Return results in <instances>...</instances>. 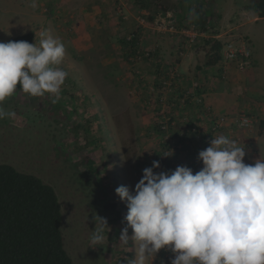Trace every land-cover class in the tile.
Masks as SVG:
<instances>
[{"label":"rangeland","instance_id":"1","mask_svg":"<svg viewBox=\"0 0 264 264\" xmlns=\"http://www.w3.org/2000/svg\"><path fill=\"white\" fill-rule=\"evenodd\" d=\"M205 1L207 3L203 4H206L208 24H212L207 36H211L213 31L218 32L219 37L216 38L223 44L230 42L239 47L245 46L252 52L251 65L243 69L239 62H232L226 66L227 72L214 69L211 71L217 76L214 80L211 72H207L206 77L207 70L200 73L201 71L197 69L198 67L202 69L209 57L201 40L197 39V42L192 44L190 39L182 34L183 30H180L174 19L177 11L189 8L186 0H150V12L138 8L134 0H36V8L31 7L32 0H0V42H8L15 36L34 32L38 36L37 46L40 44L42 34L45 33L64 43L66 54L59 67L68 72V76L62 88L70 89L73 85L71 79L74 80L77 87L76 104L78 108H81L82 104L86 106L82 116H92L95 118V126L103 128V131L100 128L94 133V137L104 140L99 143L100 149H97L93 156L97 161L100 160L96 169L99 172L98 179L102 180L103 185L111 180L108 175L113 171L114 179L120 181V185L115 181L116 188L124 185L134 189L135 184L142 178L143 169L152 166L154 155L150 152L151 148L158 147L161 151L164 150V140L170 144L169 149H165L164 152L174 153L171 157H163L164 162L168 160L172 162L170 171L186 164H195L194 170L202 168L198 156L190 158L189 156L197 148L206 149L210 143L201 148L200 146L205 143L204 138L195 137L194 134H183L185 139L179 143L168 128L171 125L176 130L187 133L189 122L186 119L182 122L171 120V114L176 119L179 118V113L186 114L188 106L185 108L184 101L180 99L168 101V96L174 93L173 89L168 86L161 88L157 84L168 75L170 78L174 77L178 86L193 92L195 94L193 99H197L196 94L200 93V97L206 98L203 100L204 103L212 97L213 101L217 100L225 107L223 111L218 110V103L212 107L214 116H221L219 119L221 129L213 136L223 134L237 141L246 152L244 160L246 164H253L261 156L264 157V129L261 130V122L264 121V84L260 86L262 90L254 87L250 80L244 85L242 79H238L244 71H247L243 73L246 76L255 75L258 70L264 75V19L255 22L257 14L250 9L253 0ZM185 15H188V20L193 18L189 13ZM134 37L138 38V48L142 52V56L138 58L136 73H133L132 66L123 60L121 43L122 40H131ZM152 51L156 52L154 56H148L147 54L153 53ZM158 63L162 72H166L167 75L164 74L162 77L155 75ZM227 82H231L230 85L233 87H228ZM178 86L175 85L180 89ZM148 92L154 97L157 94L165 95L167 99L151 103L146 94ZM69 95L70 93L60 94L58 99L61 104L63 103V110L66 113V110L73 111L72 108L75 106L69 102ZM85 95L89 98H84ZM29 96L19 89L0 104L5 111L15 113L12 118L0 119V140L7 139L3 146L0 144V157L2 154L3 158L11 156V161L20 168H28L39 174L47 172L49 180L55 185H61L62 192L67 193L62 196L65 203L66 201L71 203L72 207L67 209L64 234L68 245L74 240L77 243L78 239L83 242L78 248H73L70 244L74 249L70 252L77 264H130L131 260L136 259L138 246L129 238L133 242L129 251L135 255L120 263L123 248L120 235L122 225L125 224L124 219L117 225L108 222L109 228L105 229L103 246L90 247L89 237L96 227L95 216L100 213L97 209L90 208L91 203L87 199L89 192L96 189V178L94 174L85 177L84 174L88 173L86 163L81 167L84 163L83 158L94 150L93 147L87 150L80 149L89 141L87 135L74 133L68 127L64 129L69 137L63 144L68 148L76 147L74 160L79 163L74 166L71 164L72 161L57 158V162L60 163L57 165V172H51L49 164L43 169L44 164H37L38 158L28 160L24 155L16 154L17 147L26 143L12 138V135L35 137L43 146L52 148L56 143L53 137L61 134L56 130V123L52 118H60L69 123L65 112L59 114L51 112L53 102H48L47 99L48 104H45L44 96L30 102ZM199 101L202 102L201 99ZM56 105L60 107L59 103ZM44 109L45 113L42 112ZM25 111L40 113L32 131L28 127L31 122L22 115ZM177 112L178 116L175 114ZM195 113H198L196 108ZM197 116L196 114L195 117ZM223 116L225 119L222 121ZM245 118L251 121L249 126H238L237 122ZM210 120L211 116L207 114L201 122L203 126H208L206 123L209 124ZM78 121L80 118L77 117L74 123ZM155 122L168 128L169 134L161 136L152 134ZM35 145L41 148L38 144ZM24 149L33 152L31 145ZM43 150L48 154H54L48 148L47 151ZM158 170L155 169L156 172ZM111 190L113 191V187ZM108 197L112 200L116 193H109ZM120 206L128 212L124 202L121 201ZM105 216L104 214L103 217ZM128 230L131 237L133 230L131 228ZM119 244L122 245L121 248ZM166 251V260L169 261L167 264H171L174 254ZM163 257L165 258V254ZM156 258H159L158 255L149 256L144 264H161L162 259L159 261Z\"/></svg>","mask_w":264,"mask_h":264},{"label":"clouds","instance_id":"2","mask_svg":"<svg viewBox=\"0 0 264 264\" xmlns=\"http://www.w3.org/2000/svg\"><path fill=\"white\" fill-rule=\"evenodd\" d=\"M31 7H37L36 0ZM187 32L182 34L190 39ZM65 54L64 43L46 33L39 46L24 40L0 42V104L17 88L32 97L47 93L55 103L68 76L59 67ZM14 116L0 107V119ZM245 156L244 147L221 134L198 153L199 171L177 166L156 172L161 165L153 161L134 189L117 187L128 208L120 240L131 238L138 246L130 264H144L162 249L174 254L171 264H264V157L246 164ZM95 223L89 237L93 248L103 246L109 228L99 215Z\"/></svg>","mask_w":264,"mask_h":264},{"label":"trees","instance_id":"3","mask_svg":"<svg viewBox=\"0 0 264 264\" xmlns=\"http://www.w3.org/2000/svg\"><path fill=\"white\" fill-rule=\"evenodd\" d=\"M211 1L212 0H210L209 2ZM134 2L137 4L138 8L145 11L148 10L147 12H150V0H134ZM186 2L189 3V6H187L189 8L186 7V10L181 9V11H177L174 19L176 20V24L180 28V30L196 32L197 39L201 40V43L204 46V49L207 51V55H209V57L207 56L208 59L205 61L203 68L201 69L198 67L197 69L199 70V72L201 71L200 73L207 70L205 73V76L207 77V72H211L214 69L218 70L219 72L223 70L221 68L222 55L224 47L228 43L223 44L220 40H217L218 38L216 37H218V32L215 33V31H213L211 33V36H208V38L203 36V34H209L210 29L212 28V24H208L207 14L205 13L206 4H203L207 3V1L193 0L189 2L186 0ZM250 9H252L257 14V17L259 19H264V0H253ZM188 13L193 17L191 20H188V15H185ZM37 37L38 36L34 32H28L20 36H15L10 40H24L34 44L38 42ZM121 43L123 60L126 63L130 64L132 66V72L136 73L138 71V58H140V55L142 56V52L138 48V38L134 37L131 40H122ZM152 52L153 53L147 55L154 56L156 52ZM159 64L160 63H158V65H156L157 67H155V75L162 77L164 76V74H166V72H162ZM211 74L213 75V80L217 79V76L214 72H211ZM168 82L170 83V85H168ZM71 83L73 85L70 87V89L66 90V88L63 87L61 88L62 90L60 94L63 95L64 93H70L69 102L72 104V106L75 105L72 108L73 111L66 110V113L63 110V103L61 104L59 100H57L54 103L53 108H51V112H53V114L65 112L67 114L66 119L69 121V123H66L60 118H52V121L56 123V130L60 131L61 133L58 134V137H53V139L56 141L54 147L50 148L43 146V144H41L35 137L28 138V135L25 137L22 134H14L12 135V138L20 140L21 143H26V145L24 146L19 145L17 147L18 149L16 154L19 156L22 154L28 160H30L31 158H38L37 164H44L43 169H46L48 167L47 164H49V170L51 172H57V165L60 164L59 162H57V158L67 159V161L69 162L72 161L71 164L73 165L79 163V161L74 160V152L76 147L71 146L70 148H68L66 144H63V141L65 139H68L69 137L67 136V134H65L64 129L68 127L74 133L87 135L89 137V141L86 145L81 146L80 149L87 150V148L93 147L94 150L89 153L87 157L83 158L84 163L81 167L85 166L86 163L88 165V173L84 174L85 177L89 176V174H94L96 178V189L89 192L90 194L88 195L87 199L88 202L91 203L90 208L92 210L93 208L97 209L98 213H100L98 214L100 215V217H103V215L105 214L107 216L105 217V219H108L107 222L113 223V225H117L119 221H123L124 217L127 215V212L121 209V200L117 196V194L116 197L112 200L108 197L109 193H114L116 189V187L114 186V183L116 181L113 176L114 172L112 171L108 175V178H110L111 180L106 181V185H103L102 180L98 179L99 172L96 169L98 161L100 160L98 159L97 161L96 157H93L98 151L97 149H100V147H98L100 145L99 143L104 140L103 138L94 137V133L96 132V129L100 128L103 131V128L99 127V125L95 126V118H92V116H82L83 111L86 110V106L85 104H82V107L78 108L76 104V83L72 79ZM157 84L161 88L168 86L173 89L174 93H171V96H168V101H172L175 99V101H179L180 99L184 101L185 108L188 106V111H186V114L179 113L178 116V112L175 113L179 117L178 119H176L174 115L171 114L172 121L175 120L177 122H182L185 119L189 120L187 133L176 130L174 126L171 125L168 127L173 132L174 137L177 139V142L182 143L184 141L185 138L183 134H194L195 137L202 136V138H204L203 140L205 143L200 146L201 148L209 145L210 141L213 139V134H217V132L221 129V124L219 123V119L221 116H214L215 113L210 102L211 98H209L210 100H208V102L204 103L203 100H206V98L200 97V93H198L196 94L197 99H193L195 94L191 91H188L186 88L178 86L176 84V80H174V77L170 78L169 75L165 77V80H161V83L160 81H158ZM175 85L180 89L176 88ZM210 89L211 91H213L212 88ZM18 90L19 88H17L16 92H18ZM196 90L198 92H201L199 88H196ZM146 94L151 103L163 102L165 99H167L165 95L164 96L166 98L158 94L155 95L156 97H154L150 95L149 92ZM174 94H177L178 97L174 96ZM207 96L209 95L207 94ZM44 97L45 98H43V100L45 104H48L46 103L47 99L48 102H52L49 94L46 93ZM84 98L88 99L89 97L85 95ZM29 99L30 102H33V100H38L39 97L29 96ZM200 99L202 102L199 101ZM56 103H59L60 107L57 106ZM56 107L58 108L56 109ZM195 108L196 111L198 110V113H195ZM45 110L46 109H44V111L42 112L45 113ZM22 113V115H24L27 120L31 122V125H29L28 127L32 131L33 124H35V120L39 119L40 113L38 114L33 111H25V113ZM157 114L159 115V113ZM196 114L198 115L197 117H195ZM205 114L206 116L207 114L211 116V122H209V124L206 123L208 126H203L201 122L202 119L206 117ZM77 117L80 118V121L74 123ZM158 117L159 116H157V118ZM222 119H225L224 116L222 117ZM243 120L244 119H241L237 122L238 126L240 122H243ZM5 123L8 124L9 122L5 121ZM168 128H166L162 124H159V122H155L152 134H159V136L163 134H169ZM261 128V130L264 129V121L261 122ZM79 130L81 131L79 132ZM36 134L38 133L36 132ZM6 140L7 139L4 140V138L0 140L1 146L4 145L3 142H5ZM163 142L164 150L167 148L169 149V142L165 140ZM35 143L38 144L42 149L37 147ZM30 145L33 148V152H30V149H24L25 147H28ZM47 148L50 149L54 154H48L43 150L45 149L47 151ZM101 148L103 147L101 146ZM151 149L152 150L149 151L154 155L153 161H159L160 165L162 164V168H159L162 169V171L160 172H170V169L173 166L172 162L170 160L164 162L165 160L161 156L166 152H164V150L161 151V149H158V147H153ZM200 151L201 150H199L198 148L195 149L192 154L190 153V156L188 155L189 158L195 155L198 156V153ZM3 156L4 154H2V156L0 157V264H77L76 259L72 257L73 254L71 252H73L74 249L70 247V244H72L73 248H78L83 245V242H81L80 239L77 238V243L76 240H74L68 245L69 242L67 243V238L64 234V223L66 221V216L68 213L67 209L72 207L71 203H67L66 201V203L68 204L66 205L64 201L63 196L67 193L62 192L63 188L61 187V185H55L49 180V175L47 172L44 174H39L35 171L28 170V168L26 169L17 167L11 161V156H5V158H3ZM186 166L191 167L194 173L200 170H194L196 166L195 164H186ZM157 172H159V170ZM119 183L120 181H116L117 185H120ZM112 187L113 191L111 190ZM126 226L127 225L125 221V224L123 223L122 225V229ZM122 245V260L120 259V263H122L123 261L125 262L128 257H132L135 255L133 252L129 251V248L133 246V242L131 241V239H129L127 243L123 242ZM122 245L119 244L118 246L121 248ZM166 253V249H163L160 253L157 254L159 258L156 259H158L159 261L160 259H162L160 261L161 264L169 262L166 260ZM164 254L165 258L163 257ZM100 256L102 257V255ZM81 257L83 258V256Z\"/></svg>","mask_w":264,"mask_h":264},{"label":"built area","instance_id":"4","mask_svg":"<svg viewBox=\"0 0 264 264\" xmlns=\"http://www.w3.org/2000/svg\"><path fill=\"white\" fill-rule=\"evenodd\" d=\"M186 35L190 38L191 42H194V40L197 38V33L193 31L187 32ZM251 57V51L245 46L239 47L233 43H228L224 47L221 68L224 70V72H227L226 66L232 62H239V64L243 66L242 68L248 67L250 65ZM249 123L250 121L248 119H244L243 122H240L239 126H249Z\"/></svg>","mask_w":264,"mask_h":264},{"label":"crops","instance_id":"5","mask_svg":"<svg viewBox=\"0 0 264 264\" xmlns=\"http://www.w3.org/2000/svg\"><path fill=\"white\" fill-rule=\"evenodd\" d=\"M256 15V14H255ZM257 17V16H256ZM260 19L257 17L256 18V20H255V22L256 21H259ZM253 46H254V44H253ZM245 72H247V71H244L243 73H245ZM241 74L239 77H238V79H242V81L244 82V85L245 84H247L248 82H249V80L253 83V85H254V87L255 86H257V87H259L260 89H262L260 86L261 85H263L264 84V75H262V71H257V73L255 74V75H250V76H246L245 74ZM227 86L228 87H233L232 85H230L231 84V82H227ZM255 90H259L258 88H254ZM263 90V89H262ZM211 98V104H212V106H215V103H218V110L220 109V111L222 110H224V108L225 107H222L220 104H219V102L217 101V100H212V97H210ZM221 106V107H220ZM219 113H221V112H219Z\"/></svg>","mask_w":264,"mask_h":264},{"label":"flooded vegetation","instance_id":"6","mask_svg":"<svg viewBox=\"0 0 264 264\" xmlns=\"http://www.w3.org/2000/svg\"><path fill=\"white\" fill-rule=\"evenodd\" d=\"M105 217H107V216H105ZM105 217H103V218H105ZM106 220H108V219H106ZM110 224V223H109ZM117 247V246H116Z\"/></svg>","mask_w":264,"mask_h":264}]
</instances>
